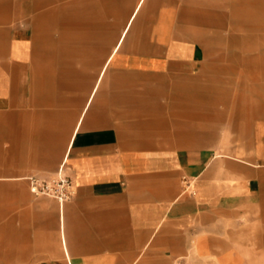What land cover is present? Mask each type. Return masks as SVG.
<instances>
[{
	"label": "crops",
	"instance_id": "0c3cea01",
	"mask_svg": "<svg viewBox=\"0 0 264 264\" xmlns=\"http://www.w3.org/2000/svg\"><path fill=\"white\" fill-rule=\"evenodd\" d=\"M263 166L264 0H0V264H237Z\"/></svg>",
	"mask_w": 264,
	"mask_h": 264
},
{
	"label": "built area",
	"instance_id": "2783aa9c",
	"mask_svg": "<svg viewBox=\"0 0 264 264\" xmlns=\"http://www.w3.org/2000/svg\"><path fill=\"white\" fill-rule=\"evenodd\" d=\"M29 190L37 196H47L62 203L72 196V182L69 177L58 173L54 177L40 178L36 176L27 177ZM171 264H188L185 258L178 257Z\"/></svg>",
	"mask_w": 264,
	"mask_h": 264
},
{
	"label": "rangeland",
	"instance_id": "374dc122",
	"mask_svg": "<svg viewBox=\"0 0 264 264\" xmlns=\"http://www.w3.org/2000/svg\"><path fill=\"white\" fill-rule=\"evenodd\" d=\"M229 148L230 147H228V146H221V147L212 146V147H209L208 152L209 153L219 152V153L230 154V152L228 150ZM225 159H227V158H225ZM228 160H230V159H228ZM227 164L228 163H226V162L224 163V167H223L224 170H227L228 167H230ZM241 164L248 166L246 163H241ZM262 168H264V166ZM241 180L244 181L245 178H241ZM244 244H246V243L242 244V242H241V247ZM253 246H254V249L252 250V252H250V256H247L246 254L244 255L243 250H241V255H240V258H239V261L237 264H264V256H263L264 252L260 247V243L255 242ZM209 258H210V260L214 261V263H215V261L219 260L218 258H217L218 260H216L214 256L209 257ZM234 263H235V261H234ZM207 264H210V263L208 262ZM215 264H218V263L216 262ZM228 264H232L230 258H229Z\"/></svg>",
	"mask_w": 264,
	"mask_h": 264
}]
</instances>
